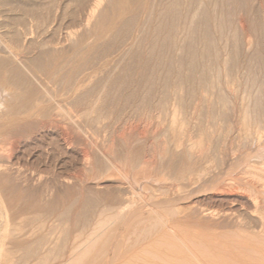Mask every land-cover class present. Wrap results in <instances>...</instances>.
Listing matches in <instances>:
<instances>
[{
  "label": "rangeland",
  "instance_id": "1",
  "mask_svg": "<svg viewBox=\"0 0 264 264\" xmlns=\"http://www.w3.org/2000/svg\"><path fill=\"white\" fill-rule=\"evenodd\" d=\"M254 1L257 4L255 2V4H253L258 7V1ZM236 11L233 12L235 14L232 13L229 17V21H227L228 26H225V31L223 32L224 35H217L218 37L215 35L214 44L217 45L218 43V49L214 48L215 55H213L212 59H215V61L218 60L220 62L219 64L218 61L215 62L214 60H212V67L214 66L212 71H214V77L218 82L215 84V88L217 87V89L214 88L212 91L215 90L216 93L209 91L211 92L213 97H210L212 96L210 93L207 94L206 97L208 101L203 99L204 101H200L201 103H199V100H197V104L194 103L195 106L192 104V107L190 109L191 111L189 112L190 115L188 116V114L184 113L186 119L188 118L189 120L183 118L184 115L178 114V116H181H177L178 118H180L178 119V124L181 123L182 125L185 124L186 126H184L186 130L184 132L182 130L183 135L179 134L178 130L173 132V130H170L169 126H167L170 125L172 118V114L170 113L173 109H171V107L174 108L176 104V101L174 99H171V102L169 101L170 104L168 102V104L166 105L167 107L165 106V109L163 110L164 112L162 114L160 113L162 111L153 109V107L149 108V106H146L145 109H140L141 111H139V109L137 111L133 109H137L142 103L149 101V94L151 95V90L154 87H150L151 89L148 88L149 86H151L149 85L150 83H147V85L146 83H131L132 85H129L130 87H136V89L138 90H136L137 99L135 100V104L134 102H132V104H129V110L126 109V113L123 111L122 114L117 115L118 117L115 114H112L113 116L111 115V118L109 116V118L105 117L107 120H105V118L104 121L103 119L100 120L101 123L97 122V117L95 118V116H91V118L89 120H86V122L84 118H79L80 116L78 117L77 115L69 114L68 111H66L68 110V108L64 106V103L62 104V102L56 100L53 92H56L58 90L56 94L61 93V87L58 88L59 83L54 84V86L53 83H46L42 79L44 78V76H37L35 72H33V70H31V68L24 61H22L21 55L17 57L14 56L16 54H11L16 64L21 69L26 71L25 73L32 80V82L34 81L35 84H33L38 88V90L43 94H46L45 92H47V96L51 94L52 98L49 97L51 100L54 98V112H51V114L43 120L48 123H45V128L47 129V127L49 126L51 134L42 136L44 138H37L40 137L38 131H43V129L45 128L42 129V127H36V129H34L33 135L38 140L36 141L38 142V144L36 143L37 147L34 146L35 144H30L31 148L29 145L27 147H22L23 150L25 149V152L22 151V149L21 152L19 148L14 153L8 151L7 148L4 151L3 149L1 150L4 153L1 152L2 158L0 159V163L5 162L8 164L9 162H12L11 164L9 163V165L3 163V166L16 168L17 166H14L13 163L15 165L18 164L19 166L21 162L23 164L26 159L27 162H25L23 165L25 172L23 170L22 171L24 173L21 172L22 174L20 173V175L16 173V176L15 169H12L13 173H11L10 175H12L11 177L16 176V179L14 178V181L12 182L7 181L4 183V185L3 183L0 184V186L3 185L2 187L4 190L5 187L10 183L7 189H5L7 191L10 189V191H5V194L2 193L4 191L2 190V187H0V207L3 206L0 209V211H2V213L0 212V264H264V206H262L264 205V189H262V187H264V163L262 165L261 163H254L255 160L259 158L260 153H264V140L259 145L256 142H253V140H251L253 139L252 135L251 139L249 134L245 133L244 136V134L239 131L240 124L235 121L240 117L238 115H240V113L242 112L245 103L249 104V106H252L257 99H264V53H260L261 55H259V57L256 53H253L256 46L257 48H260V46L258 47L257 44L260 43L259 39L263 38L264 35V29L262 30V28H264V21L260 25L261 28L258 27V30L254 31L252 30L253 25L251 26L249 24V20H245L248 23L244 22V19H246L245 13L243 11V13H241L240 10L237 12ZM238 12L241 14V16ZM1 19L2 18L0 15V20ZM240 21L244 22V24L246 23L243 28L241 27V25H239ZM237 24L239 25V27H241L240 30H243L240 31ZM212 27L214 28V26ZM235 27L238 29H235ZM213 30H215L216 32L217 28ZM250 30H252V33L249 32ZM235 32L239 35L242 34L239 37L237 35V41H242L240 42V44L242 43L243 45H241L245 48L242 47L241 55H238L241 56L239 57L240 61H238L239 66H237L238 68H235L233 75H231L230 72L227 73V66L225 65V67V63L223 64V62L225 61L224 59L228 57L229 51L227 50H229V44L232 42L231 38H233L232 36L233 34H235ZM228 34L230 35L228 36ZM243 39H245L246 41ZM257 40L258 43L256 42ZM222 42H224L225 45ZM245 42H247V44ZM1 45L2 43L0 44V47ZM222 46L227 47L222 49ZM162 49L163 50L160 53H169L166 47H162ZM219 49L222 51L223 55L219 53L221 52L219 51ZM215 51H217V53ZM224 51H226L227 53L225 52L226 54H224ZM2 53H6L7 55L9 54L6 49ZM218 53L219 57H216L218 56ZM220 55H222L221 58ZM153 63H155V65L157 64L155 59H153ZM108 66L106 65V67ZM217 66L218 68L220 67V69H218ZM28 67L30 69H28ZM93 71L95 72L93 74L95 76L93 77L92 82L97 81L96 78L104 75L103 71L97 70L96 68ZM226 73L228 77L226 76ZM158 82L161 86V81L158 80ZM218 86L220 87L218 88ZM43 88L46 91H44ZM50 89L52 90V93ZM146 91L148 94H145ZM138 92L142 95H138ZM154 92L156 94H154ZM157 92V89L154 87L153 96L155 95V97L157 98L152 96L153 100L154 98L156 100L159 99L158 95L160 93L158 92V94ZM146 95L148 97H146ZM143 96H145V98H143ZM220 96H222L224 100ZM214 97L216 98V100H213L215 99ZM209 98L211 99V101ZM55 101L58 104H56ZM137 101L141 103H138ZM172 103H174V106L172 105ZM202 103L203 107L205 106L207 108V112L208 109L214 107L215 110H221H216L215 112V110L213 109V113L215 115H209L208 113H206L205 108L199 106ZM210 103L215 104L209 105ZM241 103L244 104L242 105ZM136 104H138L139 106ZM130 105L132 108H130ZM222 107H226V110ZM194 108L196 111L194 112L195 114L192 112ZM198 108L199 110H202L199 111L197 110ZM168 109H170L171 111ZM166 110H168L169 112ZM221 111L222 114L226 112L225 115H223L226 119L224 117L223 119L220 115ZM191 112L193 115H191ZM203 112L206 114H204ZM199 113L201 118L203 119L198 117ZM226 114H228V116L232 118H228ZM55 115L56 118H54ZM210 116L215 117V119L213 118V120L212 118H210ZM92 118H94L95 123L94 121H92ZM197 118H200L198 119L199 121L197 120ZM193 122H197V124H193ZM198 122H200L201 124ZM52 126L54 127V129ZM212 126H214L215 130H213ZM192 128H196L195 131ZM198 129H200L199 131H201V129H205L204 131L207 132L213 131L211 135L214 139H212L211 136L208 139H210V142L211 140H213L210 144L211 147L216 150L210 152L213 148H211L209 144L207 145V141V143H204L203 145V147L205 146L204 148L199 145L196 146V143L194 144L192 142H195V140H197L196 138L198 134L196 132ZM191 134L193 135V137L189 136ZM187 135L190 139H192L190 140ZM54 137H56L55 140L53 139ZM41 139L45 141L46 144ZM181 139L182 143L179 141ZM59 140L61 141L58 142L57 145L56 141ZM214 140L215 142H218L216 145ZM51 141H53L52 143H55V145H57L58 147L52 146L54 145L52 144L50 145V147L52 146L50 149L48 144L51 143L47 142ZM60 143L63 145H60ZM185 143L188 144L186 147ZM2 144L4 143L0 142V145ZM47 145L49 149L46 148ZM180 145H184L183 148H186L188 150H184L182 147H180ZM194 145L196 147H194ZM214 145L215 147H218L215 148ZM67 146L69 147V149ZM208 146L210 147V149H207ZM33 147H36L37 149L39 148L38 150H36L37 156H34L36 157L34 158L35 160L33 158L29 159L28 157V154L30 153L28 152V150L32 151L33 149V151H35L36 149H34ZM42 147L49 153H45ZM53 147H55L54 151H57L54 152ZM61 148H65V153H67H63V149ZM189 150H191V152ZM76 151L81 154H78ZM181 151L183 152L181 153ZM23 152L25 154H23ZM15 155L17 156L13 157ZM21 155L25 156L26 159H24V157ZM83 155L87 160H89L86 166L82 165L79 161L80 157H82ZM9 156H11V158ZM220 156L221 158L223 157L222 160L224 162L221 160ZM20 157L23 158L21 159ZM16 158H19L20 160L16 161ZM10 159L13 160L11 161ZM216 159L220 163H217ZM176 160L180 162L179 165L178 161ZM98 161H101L102 163L100 164V162ZM171 161L172 163H174L170 164ZM221 162H223V164ZM22 164L20 165V167L22 166ZM218 164H221V167ZM83 169L85 170V172ZM199 169L201 170L199 171ZM32 170L34 172H31ZM195 173L196 175L198 174L197 178L195 176ZM210 173L211 175H208ZM38 174L39 180L35 177L38 176ZM41 177L42 179H40ZM188 177H194V182L197 180L198 182L195 183H198V186L195 183L194 185L192 183L191 186L188 183L187 185L185 183V179ZM18 178H21L19 179L21 181L18 180L17 182ZM11 179L13 180V178ZM93 182H97L98 184L91 185V183ZM12 183L19 184L13 185ZM100 184H102L104 187L102 185L100 186ZM86 185L90 187H87ZM121 186L126 188H123ZM14 188H16V190ZM17 188H20L19 192L17 191ZM24 188L25 191L23 190ZM31 188H33L34 190ZM12 191L13 195L11 193ZM15 191L17 192L14 193ZM23 192L26 193L23 194ZM18 193H20V195H18ZM36 194L38 195L36 196ZM27 196H30V198L33 196L34 198L32 197L31 199H29ZM34 202L37 204L36 206H34ZM33 203L34 209H32L33 206H31V204ZM46 203H48L50 206L53 205L55 207V212H60L61 210L72 205L68 213V220H70L67 222L68 224H61V221L58 220L57 217H55L57 216V213H53L52 215L46 213L43 210L47 207ZM17 204L18 207H16ZM56 204L58 207L56 206ZM12 205L14 206L12 207ZM41 207L43 208L41 209ZM19 208L23 209L21 210ZM25 208L26 210H24ZM2 209L5 210L3 211ZM202 211H205L204 214ZM208 211H212L213 213ZM37 214H40L39 219L40 216L43 215L41 217V220L43 221V225L45 224V228L40 227V232L45 234H47L48 231H50L48 233L52 232L53 235H56H54V237L57 240L56 244H58L53 245L51 251L47 255V258L43 261L36 260L37 258L31 251L30 255H27L29 254V252L27 253L22 249H19L20 251L17 252L13 251V242H20V240L24 237L26 239L21 240V242H26V240L30 239L29 234L31 233L33 226L31 222ZM77 214H80V216L78 217ZM12 215L14 216L13 219L11 217ZM47 216L50 218H48ZM76 218H80L78 220H81V222L74 221ZM9 219L13 220L12 223H10L11 221L9 222ZM13 223L15 224L16 229L15 227L11 228V224ZM49 224H51V226L53 225V227H51ZM64 224L66 225V227H69L70 225V227L68 228L69 230H67V228L65 229ZM73 224L77 226L75 227ZM81 224H85V226L83 227ZM72 226H74L75 228ZM17 227H19L20 229ZM46 228L49 230H46ZM50 228L53 229L51 230ZM80 228H85V230H81L82 236L79 235L80 238L78 237L79 239L77 240V242L73 243L70 236H73V230ZM10 229L11 233H9ZM54 230L57 231V233ZM26 232L29 237L25 235ZM77 232L79 234V231ZM58 233L60 239L58 238ZM65 235H67L68 238H65ZM11 239H13L14 241ZM7 253L8 255H6ZM9 255L11 256V258Z\"/></svg>",
  "mask_w": 264,
  "mask_h": 264
},
{
  "label": "bare ground",
  "instance_id": "2",
  "mask_svg": "<svg viewBox=\"0 0 264 264\" xmlns=\"http://www.w3.org/2000/svg\"><path fill=\"white\" fill-rule=\"evenodd\" d=\"M257 1H258V7L254 5L256 3L254 0H0V15L2 18L0 20V44L2 43V45L0 47V142L4 143V144L0 145V159L2 158V156H1V152H2L1 150L2 149L4 151L7 148L8 151H11L14 153L20 148L19 150L21 151L22 147H27L28 145L30 146V144L31 145L35 144L34 146H36L38 144V142H36V141H38L37 138H44L42 136L51 134L49 126L47 127V129L45 128L46 124H48V123H46L43 120L45 118H47L51 114V112H54L53 111L54 110V107H53L54 98L51 100L49 98V97H51L50 93H49L50 95L47 96L46 95L47 92H45L46 94H43L38 90V88L34 85L35 84L34 81L32 82V80L25 73L26 71L21 69L16 64L12 55L16 54L14 56H17V57L21 55L22 61H24L31 68V70H33V72H35V74L37 76H39V77L44 76L45 79L44 78H42V79L46 83L47 82L51 83V84L53 83V86H54V84L59 83L58 88L61 87V89H60L61 93L56 94L58 90L56 92L54 91L55 93L53 92V94L56 97V100H58L59 102H62V104L64 103V106H66L68 108V110H66V109L65 110L68 111L69 114L77 115L78 117L80 116L79 118H84L85 121L89 120L91 118V116H95V118L97 117L96 120L99 123L100 120H102V119L104 121L105 117L109 118V116H110V118H111L112 114H115L117 116V115L122 114L123 111L125 112L126 109L129 110L128 105L132 104V102H134V104H135V100L137 99V94H136L137 91L136 90H138V89H136V87H132V86L130 87L129 85L131 83H139V84L146 83V85H147V83H150L149 85H151V86H149L148 88L154 86L157 89V91L160 93L159 94L157 92L159 94L158 95L159 99L156 100L155 98H157V97H155V95L153 96V91H154V87H153L152 88L153 91L151 90V95L149 94V98H148L149 101L142 103L140 106L138 104H136L139 107L137 109H135V108H133V109L135 111H137L138 109H139V111H141L140 109H145L146 106H149V108L153 107V109H157V110L162 111V112H160L162 114L164 112L163 110L165 109V106L168 104V102L171 99H174L176 101V104L174 106V103H172V105L174 106V108L171 107V109H173L172 112L170 113V114H172V118H171L170 125H167V126H169L170 130H173V132L178 130L179 134L183 135L182 130H183V132L186 130L184 128L185 124L182 125L180 122H179L180 124H178V121H179L178 119H180L178 117H181L180 115L182 114V115H184L183 118L186 119L185 114H188V116L190 115L189 112L191 111L190 109L192 107V104L193 105H194V103L197 104L196 103L197 100H199V103H201L200 101L203 102L204 101L203 99L207 100V97H206L207 94H209V93L211 94V92H209V91H212L215 88V84L218 83L216 81L217 79L214 77L215 76L213 74L214 71H212V69L214 67V66L212 67V60L215 61V59H212L213 55H215V53H214L215 49L214 48H217V45H218V43H217V45L214 44L215 35L216 36L217 35H221V36L224 35L223 32L225 31L224 30L225 26L228 24L227 21H229L228 20L229 17L231 16V14L233 12L236 11V9H237V11L240 10L241 13H243V12L245 13L246 19L243 18L244 22H247L249 20V24L251 26L253 25L252 30L257 31L258 27L261 28L260 25L264 21V0H257ZM261 11H263V12H261ZM233 14H235V13H233ZM239 15L241 16L240 13H239ZM243 15H242V17H243ZM245 20H247V21H245ZM244 22L240 21L239 25H241L242 28L246 24V23L244 24ZM239 25L237 24L238 27H239ZM212 26H214V28ZM241 27H239V30ZM215 28H217L216 32H215V30H213ZM235 29H238V28L235 27ZM263 29L264 28H262V30ZM241 30H243V29H241ZM252 30H250L249 32H251ZM262 30H261V32H262ZM229 35L230 34H228V36ZM237 35L239 37L242 34L239 35L236 32H235V34H233V36H232L233 38H231L232 42L230 40L231 43L229 44V50H227V51H229L228 57L226 59H224L225 61L223 62V64L225 63L224 66L225 65L227 66V68H226L227 73L230 72L231 75H233L235 68L237 66H239L238 61H240L239 57H241V56H238V55L239 54L241 55V49L243 47L242 46L243 44L242 43H241L242 45L240 44V42H242V41H240V42L237 41V39H238ZM221 36H220V38H221ZM251 36H254V35H251ZM256 37H257V35H256ZM240 38H239V40H240ZM243 40H245V39H243ZM259 40H260V43H259L260 45L259 44H257V45H258V47L260 46V48H257V46H256L255 50L253 52V53H256L258 55V57H259V55H261L260 53H264V35H263V38H261ZM256 42L258 43V40ZM222 43H224V42H222ZM228 43H227V45H228ZM245 43L247 44V42H245ZM224 45H225V43H224ZM214 46H216V47H214ZM162 47L163 48L166 47L167 50L169 51V53H160L163 50ZM225 47H227V46H225ZM225 47L222 46V49ZM243 48H245V47H243ZM5 49L8 51V53H9L8 55L6 53H5L6 55L2 53L3 51H5ZM219 51H221V50L219 49ZM215 52L217 53V51H215ZM225 52L226 51H224V54L227 53V52L226 53ZM219 53H221L223 55L222 51ZM219 53L217 54L218 56H216V57H219ZM222 55H220V58ZM225 56H227V55H225ZM21 57H20V60H21ZM153 59L156 60V62H157L156 65H155V63H153ZM216 60H217V58H216ZM222 60H223V58H222ZM217 61H215V62H217ZM218 63L220 64L219 61H218ZM106 65L107 66L109 65L108 66L109 68L106 67ZM29 67H28V69H30ZM95 68L97 70L103 71L104 75H101L102 77L98 76L99 78L95 77L97 81L92 82V79L95 76V75H93L95 73L93 71ZM217 68H218V66H217ZM218 69H220V67ZM215 71H216V68H215ZM227 73H226V76H227ZM218 76H219V74H218ZM261 78H262V76H261ZM100 80H102V81H100ZM158 80L161 81V86L159 85L160 83L158 82ZM36 81H38V80H36ZM152 83H153V85H152ZM227 83H229V82H227ZM146 85H145V88H146ZM219 87L220 86H218V88ZM51 89H50V91L52 93ZM215 89H217V87ZM251 89H252V87H251ZM43 90L46 91L44 88H43ZM155 92H154V94H156ZM212 92L216 93L215 90ZM140 93H141V91H140ZM140 93L138 95H142ZM145 94H148L147 91ZM152 96L155 97L154 100H153ZM146 97H148V96L146 95ZM210 97H213V95ZM220 97L223 99L222 96H220ZM143 98H145V96H143ZM213 100H216V98ZM210 101H211V99H210ZM170 102H169V104H170ZM138 103H141V102H138ZM56 104H58V103L56 102ZM214 104L210 103L209 105H214ZM241 104L243 105L244 103H241ZM199 106L203 107V103ZM211 107H213V106H211ZM130 108H132L131 105H130ZM195 108H194V110H192L193 113L196 112ZM203 108H205V111L207 110V108L205 106ZM208 108H210V107H208ZM222 108H224V107H222ZM61 109H62V107H61ZM213 109L215 110V107L208 109V112L206 111V113L214 116L215 114L213 113L214 112ZM168 110H170V109H168ZM168 110H166V111H168ZM197 110H199V108ZM201 110L202 109H200L199 111H201ZM216 110H221V109H216ZM216 110H215V112H216ZM192 112H191V115H193ZM206 113H204V114H206ZM220 113H221L220 115L223 118L224 117L223 115H225L226 112H224L222 114V111H221ZM62 114H64V113H62ZM166 114H168V113H166ZM178 114H180V115L178 116ZM158 115H159V112H158ZM196 115H197V113H196ZM226 115L228 116V114H226ZM57 116H59V115H57ZM231 116H232V113H231ZM238 116H240V117L237 118L235 121H237V123L240 124L239 131H241L244 134V136H245V133L249 134L250 139H251V135H252L253 139H251V140H253V142H256L258 145L261 144V142L264 140V123H263L264 122V99L263 98L260 100L257 99L255 101V103H253L252 106H249V104L245 103V106H243L242 112ZM157 117H159V116H157ZM198 117L201 118L200 113H199ZM54 118H56V115ZM200 118H197V120ZM210 118L215 119V117H212V116H210ZM228 118H232V117L228 116ZM201 119H203V118H201ZM105 120H107V119L105 118ZM181 120H182V118H181ZM92 121H94V118H92ZM193 121H194V119H193ZM202 121H205V120H202ZM200 122H201V120H200ZM200 122H198V123H200ZM94 123H95V121H94ZM193 124H197V122H195V123L193 122ZM36 127H40V128L42 127V129L45 128V129H43V131H41V130L38 131L40 137H37V138L34 137V135H33L34 129H36ZM212 127H213V130H215L214 126H212ZM205 128H206V126H205ZM208 128H210V127H208ZM53 129H54V127H53ZM192 129H194V131H195L196 128H192ZM189 130H191V129H189ZM199 130L200 129H198L196 132L199 136V137L197 136L196 139L198 140V138H199V140L198 141L195 140V142L194 141H192V142L194 144L196 143V146L199 145L201 147H203L204 143L208 142L207 145L209 144V146L211 147L210 143L213 140H211V142H210L209 141L210 139H208V138H210V136L212 137L211 134L213 131L207 132V131H204L205 129L204 130L201 129V131H199ZM185 133H184V135H185ZM37 136H38V134H37ZM176 136H178V135H176ZM189 136L193 137L192 134ZM189 136H188V138H189ZM57 137H58V135H57ZM55 138L56 137H54L53 139L55 140ZM46 139H47V137H46ZM182 139L179 140L181 143H182ZM212 139H214V138L212 137ZM248 140H249V138H248ZM60 141L61 140L56 141V144L58 145V142H60ZM43 142H45V141H43ZM52 142L53 141L47 142V143H51V144H48L49 147L52 144H54L52 146H57V145H55V143H52ZM214 142H215V140H214ZM217 143L218 142H215V145ZM45 144H46V142H45ZM185 144H186L185 145V147H186L188 144L187 143H185ZM48 145L46 148L49 149ZM60 145H63V144L60 143ZM215 145H214V147H215ZM183 146L180 145V147H182V148H183ZM196 146L194 145V147H196ZM209 146L207 147V149L208 148L210 149ZM36 147H33V148L35 149ZM51 147H50V149H51ZM64 147H66V146H64ZM178 147H179V145H178ZM217 147H215V148H217ZM30 148H31V146H30ZM30 148H28V149H30ZM44 148H43V151L46 150ZM211 148H213V147H211ZM38 149L36 148L35 151H33V149H32L33 152L31 150L30 151L28 150V152H30L28 154L29 159L30 158L31 159L36 158L34 156L36 155V150H38ZM54 149H55V147H53V151H54ZM61 149H63V153H65L66 149L65 148H61ZM68 149H69V147H68ZM183 149L185 150L186 148H183ZM187 150L188 149H186V151ZM191 150H189V151L191 152ZM214 150H216V149L213 148V149H211V151L210 150L209 151L213 152ZM20 151H18V152H20ZM22 151L25 152V149L24 150L22 149ZM55 151H57V150H55ZM176 151H174V152H176ZM18 152H17V154H18ZM24 152H23V154H25ZM46 152H48V151H45V153ZM182 152L183 151H181V153ZM2 153H4V152H2ZM172 153H173V151H172ZM39 154H41V153H39ZM78 154H81V153H78ZM83 154H84V151H83ZM19 155H20V153H19ZM44 155H46V154H44ZM209 155H210V153H209ZM16 156L17 155H15L13 157H16ZM21 156H23V155H21ZM9 157L11 158V156H9ZM23 157H24V159H26L25 156H23ZM23 157H20V158L22 159ZM188 158H189V156H188ZM220 158H221V156H220ZM222 159H223V157L221 158V160ZM19 160H20L19 158L18 159L16 158V161H19ZM26 160H25V162H27ZM218 160H217V163H220V162H218ZM79 161L82 165L86 166L89 160H87L83 155L82 157H80ZM101 161H98V162H100V164H101L103 162V161L102 162ZM176 161H178V160H176ZM25 162H23V164L21 162V164H22L21 167H20V165H21L20 163H19L20 164L19 166H18V164L15 165L13 163L14 166H17L16 168H11L9 166H3L2 165L3 163L7 164L5 162L0 163V184L3 183V185H4V183L7 181H9V182L14 181V178L17 176L16 173H18L19 175L21 172L24 173L25 171H24L23 165ZM121 162H122V160H121ZM223 162H221V163L223 164ZM9 163L11 164L12 162H9ZM9 163L7 165H9ZM171 163H172V161L170 162V164ZM179 163L180 162L178 161V165H179ZM254 163H261V165H262L264 163V153H260L259 158L256 159ZM218 165L220 166L221 164H218ZM201 167H203V166H201ZM110 168H111V166H110ZM182 168H181V170H182ZM12 169H15L16 176L13 175L15 177H11L12 175H10L11 173H13ZM200 170L201 169H199V171ZM211 170H212V168H211ZM31 172H34V171L32 170ZM84 172H85V170H84ZM186 172H187V170H186ZM204 172H206V171H204ZM39 174H38V176H35V177L38 178ZM19 175H18V177H19ZM34 175H35V173H34ZM191 175H189V176H191ZM197 175L195 173L196 178H197ZM208 175H211V173ZM30 177H31V175H30ZM43 177H44V175H43ZM11 178H13V180ZM112 178H110V179H112ZM188 178H186V179H188ZM19 179H21V178H18L17 182ZM33 179H34V177H33ZM40 179H42V177ZM186 179H185V183L190 184V186L192 185V183L194 185L195 182H198L197 180L194 182V177L193 178L191 177L188 180H186ZM38 180H39V178H38ZM169 180H170V178H169ZM19 181H21V180H19ZM114 181H116V180H114ZM134 182H135V180H134ZM199 183H200V181H199ZM201 183H202V181H201ZM15 184H13V185H15ZM18 184H16V185H18ZM93 184L96 185L98 183L97 182L91 183V185H93ZM195 184H197V186H198V183H195ZM245 184H247V183H245ZM3 185H1L0 187H2ZM8 185H10V183ZM8 185L5 187V189H7ZM34 185H35V183H34ZM88 185H86V186L90 187ZM101 185L102 184H100V186ZM30 186H31V184H30ZM182 186H184V185H182ZM261 186H259V187H261ZM37 187H39V186H37ZM91 187H93V186H91ZM121 187H123V186H121ZM96 188H97V186H96ZM123 188H126V187H123ZM192 188H193V186H192ZM5 189L3 190V187H2V190L4 192H2V190H1V192L3 194H5V191H7ZM14 189L16 190V188H14ZM31 189H33V188H31ZM262 189H264V187H262ZM19 190H20V188L19 189L17 188L18 192H19ZM23 190L25 191V188ZM133 190H135V189H133ZM8 191H10V189ZM17 191H15L14 193H16ZM85 191H87V190H85ZM26 192H28V191H26ZM26 192H23V194ZM11 193L13 195V191ZM260 193H262V192H260ZM18 195H20V193H18ZM37 195L38 194H36V196ZM30 196L29 197L27 196V197L29 199H31L33 196L31 198H30ZM64 196H66V195H64ZM48 198H47V200H48ZM20 201H21V199H20ZM89 201H91V200H89ZM34 203L31 204V206H33ZM46 204H47V207L43 209L46 213H49L51 215L53 213H57V216H55V217H57V219L61 221V224L62 223L68 224L67 222L70 221V220H68V217H69L68 213H69V211L71 209L70 207L72 205H70V207H67V208L61 210L60 212H58V211L55 212V207L53 205L50 206L48 203H46ZM88 204H89V202H88ZM14 205H12V207ZM36 205L37 204L35 203L34 206H36ZM34 206L32 209H34ZM44 206H45V204H44ZM56 206H57V204H56ZM262 206H264V205H262ZM2 207L3 206H1L0 209ZM16 207H18V204ZM42 208L43 207H41V209ZM19 209H21V208H19ZM38 209H39V206H38ZM24 210H26V208ZM20 211H18V212H20ZM0 212L2 213V211H0ZM204 212H203V214H204ZM208 212H212V211H208ZM41 214H42V212H41ZM39 215L40 214H37L36 216L34 215L35 216L34 219L31 217L33 219L31 222L33 224V226H32L31 233L29 234L30 239L26 240V242L25 241L21 242V240L26 239L24 237L20 240V242L19 241L13 242V248H14L13 251L17 252V251H20L19 249H22V250H25L27 253L29 252V254H27V255H30V251H31L35 255V257L37 258L36 260L43 261L44 259L47 258V255L51 251V248L53 247V245L57 243V240L54 237L55 234L53 235L52 232L48 233L50 231H48V232L46 231L47 234L40 232V227L45 228V224L43 225V221L41 220V217L43 215L40 216V219H39ZM77 216L79 217L80 214L79 215L77 214ZM205 216H207V215H205ZM209 216H210V213H209ZM11 217L13 219L14 216L12 215ZM48 218H50V217H48ZM12 219L11 220L9 219V222L11 221L10 223H12V221H13ZM76 219L74 221L81 222V220L80 221L78 220L80 218H76ZM53 221H55V220H53ZM14 223H15V221H14ZM14 223L11 224V228L15 227V229H16V226ZM73 223H77V222H73ZM51 224H52V222H51ZM51 224H49V225L51 226ZM58 224H60V223H58ZM85 224L84 225L81 224V225L84 227ZM73 225L75 226V224H73ZM74 226H72V227H74ZM51 227H53V225ZM69 227H70V225H69ZM69 227L68 226L66 227V225H65V229L67 228V230H69L68 229ZM17 228H19V227H17ZM74 228H72V229H74ZM85 228L73 230L74 231V232L72 231L73 236H70L68 234L70 236V238L72 239L73 243H76L77 240L80 238V236H82L81 230L84 231ZM0 230H1V228H0ZM46 230H49V229L46 228ZM67 230H65V231H67ZM9 231H10L9 233H11V229ZM77 231H79V234ZM42 232H43V230H42ZM55 232L57 233V231H55ZM59 233H58V236H59ZM25 235H27V232ZM12 236H14V235H12ZM65 236H66L65 238H68L67 235H65ZM58 238L60 239V236ZM11 240H13V239H11ZM56 245H58V244H56ZM8 246H9V244H8ZM9 248H10V246H9ZM6 255H8V253ZM10 258H11V256H10ZM24 260H25V258H24ZM22 263H24V262H22Z\"/></svg>",
  "mask_w": 264,
  "mask_h": 264
}]
</instances>
